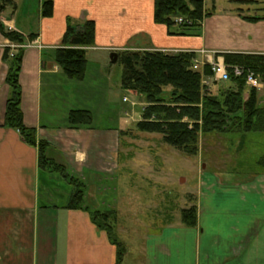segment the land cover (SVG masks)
<instances>
[{"label":"crops","instance_id":"crops-1","mask_svg":"<svg viewBox=\"0 0 264 264\" xmlns=\"http://www.w3.org/2000/svg\"><path fill=\"white\" fill-rule=\"evenodd\" d=\"M9 1L0 22L33 43L24 49L19 80L24 123L36 129L37 144L5 124L11 65L4 55L11 41L0 30V264H116L118 247L92 221L91 211L118 212L126 180L120 172L135 158L147 176L159 171H151L150 153L135 154L130 129L136 127L69 123L72 110L87 108L70 103L80 82L55 62L68 19L94 20L96 43L87 53L109 59L113 52L163 51L193 52L204 60L206 51L225 60V54L264 55V8L220 10L218 0H205L211 13L200 30L170 35L154 20L155 0ZM46 1L54 5L49 18L42 15ZM258 1L229 0L247 7ZM29 35H36L34 41ZM42 141L47 159L86 185L89 210L69 208L73 185L41 167ZM208 175L190 192L198 208L196 226L183 224L181 213L154 228L146 224L136 241L129 233L136 245L126 242L121 264H264V169L243 179Z\"/></svg>","mask_w":264,"mask_h":264},{"label":"trees","instance_id":"trees-1","mask_svg":"<svg viewBox=\"0 0 264 264\" xmlns=\"http://www.w3.org/2000/svg\"><path fill=\"white\" fill-rule=\"evenodd\" d=\"M249 2L256 0H247ZM9 0H0V15L10 5ZM54 5L52 1L43 4L42 15L52 17ZM211 12L206 8L205 0H155L154 20L167 26L170 35H192L202 27L203 21ZM183 17L182 24L176 18ZM258 20V17H250ZM0 30L11 42L24 43L20 33L6 29L0 22ZM195 32V33H194ZM36 35H29L34 41ZM62 47L55 52V62L66 76L81 81L85 77L87 67V50L96 43V23L88 19L74 24L68 19L67 29L61 39ZM24 49L11 55L10 47L5 50L4 58L10 62L7 83L10 96L7 101L5 124L18 129L21 136L31 145L37 144V131L24 123L21 108L22 87L20 72ZM225 62L229 66L239 65L255 71L264 79V55L225 54ZM196 54L193 52L167 53L163 51H123L119 60L123 65L121 86L145 97L147 105L143 107L142 118L136 123L140 132L156 133L163 137L164 143L186 155H196L199 151L200 134L221 132L227 124L222 103L212 94L205 92L203 75L212 76L211 69L205 67L204 73L194 68ZM118 60V61H119ZM227 97L224 101L231 111L240 109L246 117L245 130H264V107L258 106V94L253 88L242 90L246 85L244 76L230 75ZM238 89L234 90V87ZM244 95L248 96L245 99ZM93 115L88 109L72 110L69 123L72 126H90ZM46 143H39L40 165L43 169L60 172L74 188L69 202L71 209L89 210L85 202L86 185L79 179L69 175L64 167L51 163L45 155ZM259 163L264 166V156ZM92 221L104 230L110 241L118 247L116 264H121L126 253L125 245L116 238V211H91ZM182 223L196 226L198 221L197 205L185 207L181 211Z\"/></svg>","mask_w":264,"mask_h":264},{"label":"rangeland","instance_id":"rangeland-1","mask_svg":"<svg viewBox=\"0 0 264 264\" xmlns=\"http://www.w3.org/2000/svg\"><path fill=\"white\" fill-rule=\"evenodd\" d=\"M239 6L244 9H255L257 6L264 8V0H259L257 4L249 7L229 0H218L217 4L220 10ZM108 57L94 51L87 53L85 77L77 81L80 82L76 83L79 91L74 95L75 99L70 98V103L74 106L83 104L84 108L92 111L94 117L92 125L109 124L113 128L125 125L130 128L136 127L138 119L142 118V110L147 105V100L144 96L122 88V62L119 60L111 63ZM260 79L261 87L254 91L258 94V106L264 107V79L261 76ZM209 81L210 85L205 92L212 94L222 103L224 113L227 115V124L222 127L221 132L205 135L201 133L199 151L196 155H186L167 145L160 134L143 133L137 128H129L130 136L138 146L135 154L150 153L151 171L159 172L150 177L141 172L138 168L140 163L136 162L141 160L140 157L128 163L120 172L126 180L120 186L117 197V200L121 199L122 205H119L116 213L115 225L116 238L124 245L126 242L136 245V238L145 230L146 224L151 223L150 226L154 228L153 226L180 216L182 208L194 205L195 196L190 192L197 191L202 175L206 174L210 178L208 174L215 173L222 179H226L227 176L233 180L243 179L264 169L259 163V159L264 156V130L244 131L247 120L243 117V111L240 109L231 111L229 107L223 105L232 83H222L213 77ZM233 89L238 88L235 86ZM242 90L247 92L251 88L246 84ZM125 97L129 100H124ZM244 97L248 99V96ZM66 101L67 99L62 101L64 106L68 104ZM129 233H133L135 241H130L132 238L128 236Z\"/></svg>","mask_w":264,"mask_h":264},{"label":"built area","instance_id":"built-area-1","mask_svg":"<svg viewBox=\"0 0 264 264\" xmlns=\"http://www.w3.org/2000/svg\"><path fill=\"white\" fill-rule=\"evenodd\" d=\"M184 22L183 17L176 18L177 24H182ZM12 30V28H10ZM33 45L32 42L29 43H15L9 42V47L11 49V55L17 52L19 49H25ZM204 56V60H198L197 58L194 60V68L196 70L202 71L204 67L208 66L211 69L212 77L217 81L222 83H227L230 80V75L235 77L244 76L246 79V84L253 89H259L261 87V79L259 74L251 69L244 68L239 65L229 66L225 63L224 59L214 58L213 54L207 53L206 51H202ZM203 84L207 87L210 85V81L208 77L203 76L202 80ZM124 100L128 101V98L125 97Z\"/></svg>","mask_w":264,"mask_h":264},{"label":"water","instance_id":"water-1","mask_svg":"<svg viewBox=\"0 0 264 264\" xmlns=\"http://www.w3.org/2000/svg\"><path fill=\"white\" fill-rule=\"evenodd\" d=\"M119 60V54L117 52H113L110 54L111 63H116Z\"/></svg>","mask_w":264,"mask_h":264}]
</instances>
